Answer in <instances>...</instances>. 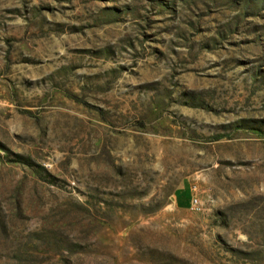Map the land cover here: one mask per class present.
Returning <instances> with one entry per match:
<instances>
[{
  "label": "rangeland",
  "instance_id": "1",
  "mask_svg": "<svg viewBox=\"0 0 264 264\" xmlns=\"http://www.w3.org/2000/svg\"><path fill=\"white\" fill-rule=\"evenodd\" d=\"M0 264H264V0H0Z\"/></svg>",
  "mask_w": 264,
  "mask_h": 264
},
{
  "label": "crops",
  "instance_id": "2",
  "mask_svg": "<svg viewBox=\"0 0 264 264\" xmlns=\"http://www.w3.org/2000/svg\"><path fill=\"white\" fill-rule=\"evenodd\" d=\"M189 196H190V192L188 190V192H185L183 193L182 191H180V193L176 196V203L180 206H185L188 202V199H189Z\"/></svg>",
  "mask_w": 264,
  "mask_h": 264
},
{
  "label": "built area",
  "instance_id": "3",
  "mask_svg": "<svg viewBox=\"0 0 264 264\" xmlns=\"http://www.w3.org/2000/svg\"><path fill=\"white\" fill-rule=\"evenodd\" d=\"M189 192H190V196H189V199H188L189 206L191 208H195L197 206V200L195 198V195L193 194V192H194V187L193 186L190 187Z\"/></svg>",
  "mask_w": 264,
  "mask_h": 264
}]
</instances>
